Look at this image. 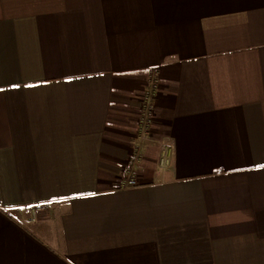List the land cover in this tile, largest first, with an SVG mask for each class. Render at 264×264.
I'll return each mask as SVG.
<instances>
[{
  "label": "crops",
  "instance_id": "0c3cea01",
  "mask_svg": "<svg viewBox=\"0 0 264 264\" xmlns=\"http://www.w3.org/2000/svg\"><path fill=\"white\" fill-rule=\"evenodd\" d=\"M0 264H264V0H0Z\"/></svg>",
  "mask_w": 264,
  "mask_h": 264
},
{
  "label": "built area",
  "instance_id": "2783aa9c",
  "mask_svg": "<svg viewBox=\"0 0 264 264\" xmlns=\"http://www.w3.org/2000/svg\"><path fill=\"white\" fill-rule=\"evenodd\" d=\"M159 87L157 79H153L151 87L145 91L142 98L141 116L138 123V131L140 135H146L152 125L154 124L156 117V106L153 99L156 96V90ZM142 157L140 154L133 153L129 159L128 165L124 168V174L119 182L120 189H130L137 187L139 185L138 176L134 172L133 162ZM42 205H37L35 207H29L27 213L30 216L33 215L37 210L41 209Z\"/></svg>",
  "mask_w": 264,
  "mask_h": 264
}]
</instances>
